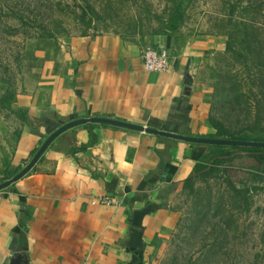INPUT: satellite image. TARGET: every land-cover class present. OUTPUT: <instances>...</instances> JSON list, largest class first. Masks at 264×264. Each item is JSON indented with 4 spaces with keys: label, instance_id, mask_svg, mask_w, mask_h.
Wrapping results in <instances>:
<instances>
[{
    "label": "crops",
    "instance_id": "1",
    "mask_svg": "<svg viewBox=\"0 0 264 264\" xmlns=\"http://www.w3.org/2000/svg\"><path fill=\"white\" fill-rule=\"evenodd\" d=\"M159 39L173 66L147 72L142 55ZM214 48L215 40L184 31L167 38L95 33L65 40L55 69L25 99L37 122L19 138L11 169L26 166L56 117L61 125L107 117L209 136L208 99L191 73L194 56ZM91 133L97 141L81 149ZM207 150L203 143L108 123L65 130L26 174L0 189V264H153L152 246L179 219L172 200ZM105 196L117 202H93Z\"/></svg>",
    "mask_w": 264,
    "mask_h": 264
},
{
    "label": "rangeland",
    "instance_id": "2",
    "mask_svg": "<svg viewBox=\"0 0 264 264\" xmlns=\"http://www.w3.org/2000/svg\"><path fill=\"white\" fill-rule=\"evenodd\" d=\"M176 1L0 0V97L8 85L16 92L12 109L0 104V183L19 138L37 122L25 99L74 36L153 39L184 31L215 40L216 48L192 60V80L209 104L211 136L204 137L264 136V0H192L170 30ZM210 168L176 192L179 219L152 246L153 264H264V162L238 151Z\"/></svg>",
    "mask_w": 264,
    "mask_h": 264
},
{
    "label": "trees",
    "instance_id": "3",
    "mask_svg": "<svg viewBox=\"0 0 264 264\" xmlns=\"http://www.w3.org/2000/svg\"><path fill=\"white\" fill-rule=\"evenodd\" d=\"M192 0H177L175 2V7L172 9L171 14V21L173 22L170 26V30L177 29L181 22L184 19V10L189 5ZM3 82L0 80V83ZM16 99V92L12 85H8L5 92L0 97V104L2 108L5 109H12V105ZM21 118L25 121H28V117L24 114H21ZM58 121L54 122V125L46 124V130L48 133H51L57 127H59L62 123L58 117H56ZM31 128L34 130V123L29 122ZM211 136V135H210ZM44 137V135H42ZM238 140H253V141H263L264 136L260 135L259 133L249 136L244 134L242 136L237 137ZM97 141V136L91 133L90 140L86 145H82L81 149H86L88 146L93 145ZM238 151H247L256 159L264 162V147L259 146H238V145H224V144H208V150L201 155L198 162L194 166V170L192 174L185 180V185L190 180L192 181L196 176L199 174L204 173L205 169L211 167L210 170H214V167L222 164L223 162L230 159L231 155L238 152ZM18 171L12 170L8 172L7 177L4 180L8 179L11 176L17 174Z\"/></svg>",
    "mask_w": 264,
    "mask_h": 264
},
{
    "label": "water",
    "instance_id": "4",
    "mask_svg": "<svg viewBox=\"0 0 264 264\" xmlns=\"http://www.w3.org/2000/svg\"><path fill=\"white\" fill-rule=\"evenodd\" d=\"M87 122H100V123H108L114 124L118 126H124L132 129L143 130L150 133H157L164 136L172 137L175 139L195 142V143H206V144H224V145H238V146H259L264 147L263 141H253V140H237V139H228V138H218V137H198V136H191V135H184L173 133L169 131L159 130L151 127H145L142 125L134 124L131 122H126L119 119L114 118H107V117H85V118H78L66 122L65 124L58 127L56 130L51 132L49 136L44 140V142L39 146L38 150L32 157V159L20 170L16 175L13 177L3 181L0 183V189L7 187L8 185L12 184L19 178H21L24 174H26L37 162L40 156L45 152L51 142L62 132L65 130L76 126L81 123Z\"/></svg>",
    "mask_w": 264,
    "mask_h": 264
},
{
    "label": "built area",
    "instance_id": "5",
    "mask_svg": "<svg viewBox=\"0 0 264 264\" xmlns=\"http://www.w3.org/2000/svg\"><path fill=\"white\" fill-rule=\"evenodd\" d=\"M144 69L147 72H166L173 66V56L169 52V49L162 45H154L148 47L143 55ZM93 202L111 204L117 202V199L110 196L94 199Z\"/></svg>",
    "mask_w": 264,
    "mask_h": 264
}]
</instances>
